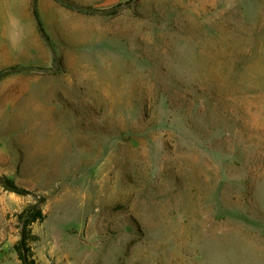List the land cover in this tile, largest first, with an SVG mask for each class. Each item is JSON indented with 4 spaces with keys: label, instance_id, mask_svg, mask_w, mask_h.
<instances>
[{
    "label": "rangeland",
    "instance_id": "rangeland-1",
    "mask_svg": "<svg viewBox=\"0 0 264 264\" xmlns=\"http://www.w3.org/2000/svg\"><path fill=\"white\" fill-rule=\"evenodd\" d=\"M70 1L0 0V264H264V0Z\"/></svg>",
    "mask_w": 264,
    "mask_h": 264
},
{
    "label": "trees",
    "instance_id": "trees-1",
    "mask_svg": "<svg viewBox=\"0 0 264 264\" xmlns=\"http://www.w3.org/2000/svg\"><path fill=\"white\" fill-rule=\"evenodd\" d=\"M62 3L67 9L70 10H82L81 6H78L74 2L70 0H58ZM33 13L36 18V20L39 22L38 19V13L36 10L35 0L33 5ZM85 10V9H84ZM40 29L43 32L41 25ZM6 185H10L9 187L14 189L18 194L17 188H15L13 182L10 180H5ZM45 219V216L43 214V211L41 209H37L36 206H33L29 209L23 210L18 217L19 223L21 224V238L19 242L15 245V250L17 254L19 255L22 264H37L35 260L33 259V252H32V244L36 242L37 238L32 234V226L36 223L43 222Z\"/></svg>",
    "mask_w": 264,
    "mask_h": 264
},
{
    "label": "crops",
    "instance_id": "crops-1",
    "mask_svg": "<svg viewBox=\"0 0 264 264\" xmlns=\"http://www.w3.org/2000/svg\"><path fill=\"white\" fill-rule=\"evenodd\" d=\"M77 3L80 4H95L97 0H73ZM12 2H14L12 4ZM2 3L5 5L7 4L8 6H5V12L6 10L8 11L9 8H11V6L13 5L16 9L19 10V12H21V14L19 13V17L15 16V15H11V17H14L13 20L12 18L10 20H12L11 25H10V29L11 32L9 35H7V38L10 42H7L8 44L10 43L11 45H19L20 42H17V38L22 37L23 36V27L20 28V26H17V21L18 19L21 20L23 19V16H25V21L27 22V28H29V30L32 33V36H34L37 40H39L40 38V32L38 33L37 30H40V26L39 24H36L37 20L34 16V13L31 10V6H32V0H2ZM9 3V4H8ZM52 5V0H39L38 1V9L40 10V18L38 16L39 19V23L41 25V20H45L46 19V15H47V11L48 8ZM21 9V11H20ZM24 10V11H23ZM23 12H25L26 15H23ZM20 28V29H19ZM42 28V26H41ZM43 29V28H42ZM17 31H19L20 33L18 34ZM42 33V32H41ZM17 36V38H16ZM20 40V39H18Z\"/></svg>",
    "mask_w": 264,
    "mask_h": 264
}]
</instances>
